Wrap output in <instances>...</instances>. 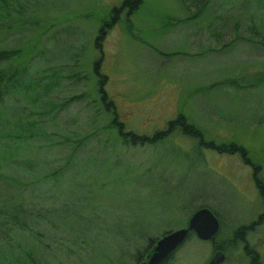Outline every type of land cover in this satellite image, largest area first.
<instances>
[{"label": "rangeland", "instance_id": "obj_1", "mask_svg": "<svg viewBox=\"0 0 264 264\" xmlns=\"http://www.w3.org/2000/svg\"><path fill=\"white\" fill-rule=\"evenodd\" d=\"M124 1L0 0V48L21 50L0 69L27 86L0 101V209L24 208L0 210V264H140L200 205L222 225L263 211L264 0ZM210 254L190 238L172 264Z\"/></svg>", "mask_w": 264, "mask_h": 264}, {"label": "flooded vegetation", "instance_id": "obj_2", "mask_svg": "<svg viewBox=\"0 0 264 264\" xmlns=\"http://www.w3.org/2000/svg\"><path fill=\"white\" fill-rule=\"evenodd\" d=\"M252 178L255 182L256 187L258 188L260 192V195L263 201V206H264L263 187L260 184V182H257L256 180L255 170L252 173ZM218 220H219V230L215 236L214 241H210V240L205 241V242H209L210 244L211 254L210 256L206 258L203 264H208V262L211 260L212 256L216 252H222L224 254V258L218 264H262L264 263V257L260 255L259 253H257L255 249L256 245L264 243V236H263L264 235V232H263L264 208H263V211H258L255 214V217L252 218L251 220L240 221L239 219H235V220L230 221L226 225H222V223L224 224V221L221 223L219 217H218ZM187 224H188V221H187ZM220 227H225L226 230H229L230 235L226 236L222 234L220 236V233H221ZM190 238H195L199 241H202L193 232H189L184 243L188 241ZM156 242L151 247V250L148 251V253L145 255V259L142 260L140 264L146 263L148 261L149 256L154 251ZM235 249L237 253L231 254L233 250ZM173 259H174V256L172 253L166 258H164L158 264H172Z\"/></svg>", "mask_w": 264, "mask_h": 264}, {"label": "trees", "instance_id": "obj_3", "mask_svg": "<svg viewBox=\"0 0 264 264\" xmlns=\"http://www.w3.org/2000/svg\"><path fill=\"white\" fill-rule=\"evenodd\" d=\"M2 1H4V0H2ZM124 2H125V4H126V3L130 4V5L128 6V11H127V13H129V15H130V13H132L134 10H136V9L139 7V5L141 4L142 0H125ZM206 3H207V1H203V2L201 3V5H199V6L197 7V10H198L199 8H201V7H205V6H206V5H205ZM14 8H15V7H14ZM193 16H195V15H193ZM128 17H129V16H128ZM195 18H196V16H195V17H192V18H190V19H188V17H187V18H184V20H186V19H188V20H193V19H195ZM127 20H129V19H127ZM115 21H118V19L113 18L112 21H109V22H108V27H109V26H112V25L114 24ZM178 22H180V21H179V20L176 21L175 24L178 23ZM173 23H174V22H173ZM237 39H238V38H234L233 41H235V40H237ZM96 43H97V41H96ZM229 44H230V43H227V45H229ZM19 52L21 53V50H20V49H16V48H7V49L0 48V62L13 59L14 57H16V56H18V55L20 54ZM102 58H103V57H101V55H100V57L96 60V63H95V69H96V72H97V74H98V76H99V83H100L101 85H102V83H103V78H102L101 76H104V75L101 74V72H99V65H100V62H101ZM20 74H21V73H20ZM20 74H19V72H17V70H12V69H0V101L3 100V98H4V94H5V93L8 94V92H5V88L8 86L7 84L11 85L12 87H17V88H20V89H23V90H26V89H27V88H26L27 86H25L24 82H23L22 79H21V78H23V77H21ZM22 76H24V75L22 74ZM75 76H76V74H75ZM77 77H78V78H75V79H77V80H81V79H82V76H77ZM55 78H56V76H55V72L52 71V76L48 77V79H53V80H54ZM20 79H21V81H18V80H20ZM13 83H14V84H13ZM47 83H48V85H49L50 87H53V86H52L53 81L49 80ZM30 90H31V88H30ZM4 92H5V93H4ZM101 95H103L102 100H101L102 105H107V104L110 105V103H108L109 101L106 100V97H107V96H106L105 92L102 91V89H101ZM85 96H86V92L83 91V92L80 93V94H77V95H73V96H71V97H68V98H66V99L64 100L63 103H61V105H59V107L68 104L69 102H71V100L79 99V98H81V97L83 98V97H85ZM37 98H38V97H37ZM87 103H89V102H87ZM47 105H48V104H47ZM50 105L53 106V107H54V106H58L56 103H51ZM88 105H89V104H88ZM97 110H98V109H97ZM97 110H96V111H97ZM179 119H180V120H179ZM178 120L180 121L179 123H181V124L178 123ZM112 124H115V121H114V123L112 122ZM177 124H178L179 127L177 126ZM107 126H108L107 124H104V125L102 126V128H105V127H107ZM169 126H170L171 128H176V127L181 128L180 130H181L182 132H185V131H186V132H187L186 134L190 133V135H192L193 137H197V138H198V141H197L198 144H201L202 142H205V141L203 140V137H204V136H203V133L201 132L200 128H199L198 126L194 125V124L189 123L183 115H179V117H178L176 120L169 122ZM99 130H101V129L99 128ZM133 136L140 137V136H138V135H133ZM87 137L89 138L90 135H87ZM84 139H85V138H84ZM84 139H83V140H80L77 144L83 142ZM141 141H142V140H141ZM134 143H137V142L134 141ZM209 143L212 144V142H208L207 145H208ZM218 148H220V150H225V149H226V150H233V149H238V148H239L240 151H241V149H242V152H245L242 146H240V145H235V144H233L232 146H227V145H225V146L218 147ZM239 149H238V150H239ZM242 154H243V153H242ZM55 173H56V172H55ZM55 173H54V174H55ZM12 179H13V177H12ZM13 180H14V179H13ZM5 200H6V199H4L3 202H5ZM10 206H12V204H11ZM201 206H208V205H200V207H201ZM208 207H210V206H208ZM210 208H211V207H210ZM0 210H2V211H4V212H5V211H12V213H10V214L8 215L9 218L11 217L12 220L15 221V223L23 224V219H21V218H20V215H19V212L22 211V210H24L22 204L15 203L13 209H10V208H8L7 206H5V204H3V205H2V209H0Z\"/></svg>", "mask_w": 264, "mask_h": 264}, {"label": "water", "instance_id": "obj_4", "mask_svg": "<svg viewBox=\"0 0 264 264\" xmlns=\"http://www.w3.org/2000/svg\"><path fill=\"white\" fill-rule=\"evenodd\" d=\"M218 230L219 220L215 212L207 206H201L191 214L186 227L169 231L161 236L157 240L148 261L142 264H158L161 262L184 243L189 232H193L200 240L214 241ZM223 258L224 254L222 252H216L208 264H218Z\"/></svg>", "mask_w": 264, "mask_h": 264}]
</instances>
